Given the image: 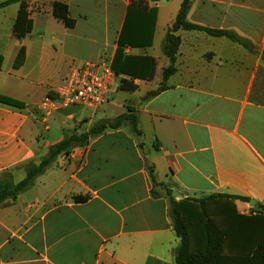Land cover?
<instances>
[{
    "label": "crops",
    "instance_id": "1",
    "mask_svg": "<svg viewBox=\"0 0 264 264\" xmlns=\"http://www.w3.org/2000/svg\"><path fill=\"white\" fill-rule=\"evenodd\" d=\"M133 1L158 10L152 45L125 49L154 60L149 78L134 80L142 136L122 126L90 138L1 207L0 264H176L181 239L171 198L239 196L250 200H233L240 214L264 215V0H192L189 22L234 31L256 52L180 30L177 71L169 89L149 101L144 96L158 89L170 65L163 45L183 0H26L33 29L23 39L14 33L22 5L0 9V97L24 106L0 102V174L11 171L22 181L26 163H39L51 146L94 125L85 108L43 119L37 107L72 74L60 77L62 69L85 61L112 65ZM56 2L68 6L73 29L53 16ZM94 36L103 38L95 60L70 65L72 51ZM22 49L24 63L15 67Z\"/></svg>",
    "mask_w": 264,
    "mask_h": 264
},
{
    "label": "trees",
    "instance_id": "2",
    "mask_svg": "<svg viewBox=\"0 0 264 264\" xmlns=\"http://www.w3.org/2000/svg\"><path fill=\"white\" fill-rule=\"evenodd\" d=\"M26 0H8L0 4V9L12 4H21L22 8L14 26V33L18 39L25 38L32 32L33 22L25 9ZM192 7V0H183L175 23L168 31L163 53L169 59L170 65L164 69L163 82L157 90L148 92L143 101H149L160 93L169 89L167 82L177 69L176 56L181 45V38L177 35L180 30L200 31L209 36L228 38L243 46L251 53L256 52L255 44L234 31L210 29L188 21V14ZM53 16L62 22L66 28L76 26L69 13L67 5L56 2L53 5ZM158 16L157 8L133 1L127 9L123 30L118 40V48L112 62V68L119 78L122 90L135 92L138 86L134 80H147L152 72L154 60L149 56H132L125 53L126 48L150 47ZM25 50L22 49L15 63V67L23 65ZM264 61V53L262 55ZM3 57L0 56V67ZM123 76L131 80L123 79ZM0 102L9 106L22 108L23 104L12 99L0 97ZM129 126L132 132L142 136L138 127L135 109L128 111L115 120H103L93 125L90 130L82 134H72L51 146L47 155L39 163L29 162L23 168L26 177L15 182L13 173L6 171L0 174V208L17 199L29 190L36 179L43 175L48 167L59 157L69 156L73 149L86 144L90 138L102 135L108 129H119ZM151 176L156 183L153 169ZM76 202H84L86 198L76 196ZM233 200L250 201L239 196L211 195L198 200L177 202L171 198L173 226L181 239L180 246L175 249L176 264H264V215L240 214Z\"/></svg>",
    "mask_w": 264,
    "mask_h": 264
},
{
    "label": "built area",
    "instance_id": "3",
    "mask_svg": "<svg viewBox=\"0 0 264 264\" xmlns=\"http://www.w3.org/2000/svg\"><path fill=\"white\" fill-rule=\"evenodd\" d=\"M119 78L107 61H85L37 107L43 119L70 107L98 109L110 103Z\"/></svg>",
    "mask_w": 264,
    "mask_h": 264
},
{
    "label": "rangeland",
    "instance_id": "4",
    "mask_svg": "<svg viewBox=\"0 0 264 264\" xmlns=\"http://www.w3.org/2000/svg\"><path fill=\"white\" fill-rule=\"evenodd\" d=\"M86 39H87L86 41L84 42L82 41L81 43H79L81 45V48L79 46L75 51L74 50L72 51V53H74L75 55L74 57L75 62H72L70 65L73 66V64L75 63L78 64V61L82 59L95 60L97 51L99 49V44L101 43L103 38L94 36ZM68 53L70 54V52ZM103 56L106 58L107 54H104ZM71 73H72L71 70H67L66 68H64L62 69V73L60 77H65L66 75ZM133 93L134 92H126L122 90L121 83H117V85L114 87V89L110 94V99L113 100V102H111V104L109 105L114 107L113 111L106 112L107 108H111L109 105L104 106L103 108H99L98 110L85 108L84 110L86 112V115L91 116L90 118L94 119L95 121L94 125L103 120H115L117 117L120 116L122 111L120 110L122 108L117 106H123V110L126 112L130 108L135 109V105L137 104L138 100L136 94ZM101 118L103 120H101ZM80 124L82 125L83 122ZM168 185L174 186L175 184L171 180H168Z\"/></svg>",
    "mask_w": 264,
    "mask_h": 264
},
{
    "label": "water",
    "instance_id": "5",
    "mask_svg": "<svg viewBox=\"0 0 264 264\" xmlns=\"http://www.w3.org/2000/svg\"><path fill=\"white\" fill-rule=\"evenodd\" d=\"M253 204H255V202H253Z\"/></svg>",
    "mask_w": 264,
    "mask_h": 264
}]
</instances>
